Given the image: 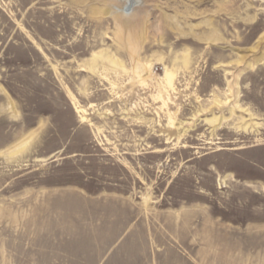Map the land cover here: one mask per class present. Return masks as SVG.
<instances>
[{"label": "rangeland", "instance_id": "obj_1", "mask_svg": "<svg viewBox=\"0 0 264 264\" xmlns=\"http://www.w3.org/2000/svg\"><path fill=\"white\" fill-rule=\"evenodd\" d=\"M136 3L0 0V264H264V0Z\"/></svg>", "mask_w": 264, "mask_h": 264}, {"label": "bare ground", "instance_id": "obj_2", "mask_svg": "<svg viewBox=\"0 0 264 264\" xmlns=\"http://www.w3.org/2000/svg\"><path fill=\"white\" fill-rule=\"evenodd\" d=\"M124 4L126 5L125 7H130V10L135 9L136 8V0H124ZM123 11V10H122ZM209 37V36H208ZM214 37V36H212ZM210 38V37H209ZM107 59L111 62L112 60L110 58L107 57ZM185 62V61H184ZM111 63H114V61H112ZM173 72H170L168 70H165V76L166 79L168 80V83H171V79L173 78ZM139 81H141L140 83L143 84L145 82V79L139 76ZM214 118V117H213ZM216 118L215 119H211L210 122L215 123ZM26 144H22L19 148L20 150H22L25 147Z\"/></svg>", "mask_w": 264, "mask_h": 264}]
</instances>
